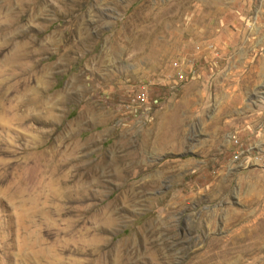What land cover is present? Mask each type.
Listing matches in <instances>:
<instances>
[{
  "label": "rangeland",
  "instance_id": "obj_1",
  "mask_svg": "<svg viewBox=\"0 0 264 264\" xmlns=\"http://www.w3.org/2000/svg\"><path fill=\"white\" fill-rule=\"evenodd\" d=\"M209 241L264 264V0H0V264Z\"/></svg>",
  "mask_w": 264,
  "mask_h": 264
},
{
  "label": "bare ground",
  "instance_id": "obj_2",
  "mask_svg": "<svg viewBox=\"0 0 264 264\" xmlns=\"http://www.w3.org/2000/svg\"><path fill=\"white\" fill-rule=\"evenodd\" d=\"M56 34V33H55ZM173 119V118H172ZM169 123V122H168ZM174 123V122H173ZM173 129V128H172ZM159 131V130H158ZM163 131H164V129H163ZM161 132V131H160ZM164 134V133H163ZM179 134V133H178ZM163 136V135H162ZM168 140V139H167ZM177 142V141H176ZM179 142V141H178ZM178 145V144H177ZM164 147V146H163ZM164 148H166V147H164ZM177 148V147H176ZM156 149V148H155ZM164 150V149H163ZM166 150H167V148H166ZM165 150V151H166ZM176 150V149H175ZM136 155V154H135ZM130 157V156H129ZM119 159V158H118ZM122 160H124V159H122ZM119 161V160H118ZM118 163V162H117ZM131 163V162H130ZM129 163V164H130ZM170 163V162H169ZM129 164H128V167H129ZM114 166V165H113ZM132 166V165H131ZM142 167V166H141ZM117 168V167H116ZM119 169V168H118ZM124 169H125V167H124ZM138 169V168H137ZM184 169V168H183ZM122 171H123V168L121 169ZM119 171L120 173H121V176H122V171ZM143 170V169H142ZM117 171V170H116ZM175 171V170H174ZM173 171V172H174ZM124 172H125V170H124ZM127 172V171H126ZM169 172V171H168ZM172 172V173H173ZM118 173V172H117ZM167 173V172H166ZM170 173H171V171H170ZM168 174V173H167ZM120 176V177H121ZM219 176V175H218ZM119 177V178H120ZM173 178H174V176H172ZM220 177V176H219ZM121 187V186H120ZM203 188V187H202ZM122 192V191H121ZM176 192V191H175ZM121 194V193H120ZM198 194V193H197ZM128 196V195H127ZM176 197V196H175ZM177 197H179V196H177ZM174 198V197H173ZM128 199V198H127ZM168 199V198H167ZM115 201V200H114ZM186 201V200H185ZM184 202V201H183ZM176 203V202H175ZM116 204H117V202H116ZM180 204V203H179ZM176 212V211H175ZM177 213V212H176ZM107 214V213H106ZM110 219V218H109ZM114 222V221H113ZM197 223V222H196ZM207 223V222H206ZM114 226V225H113ZM251 226V225H250ZM192 227V226H191ZM202 227V226H201ZM107 229H108V227H107ZM198 229V228H197ZM154 232V231H153ZM153 235H154V233H153ZM152 235V236H153ZM217 237V236H216ZM154 239V238H153ZM221 239V238H220ZM147 240V239H146ZM216 240V239H215ZM223 240V239H222ZM148 241V240H147ZM146 241V242H147ZM153 240H151V242H152ZM217 241V240H216ZM216 241H209L206 245H204V251L201 253L200 252V254H194V253H190V255L188 256V258L186 259V260H181L180 261V263L179 264H190V263H192V264H203L204 262H208L210 259H212L214 256H216L217 254H218V251L216 252L215 251V249L216 248H218V246L221 244V243H217ZM232 241V240H231ZM154 242V241H153ZM178 242V241H177ZM219 242V241H218ZM195 243V242H194ZM154 244V243H153ZM152 244V245H153ZM196 244V243H195ZM160 245V244H159ZM162 245V244H161ZM165 245V244H164ZM163 246V245H162ZM196 246V245H195ZM153 247V246H152ZM160 247V246H159ZM165 247V246H164ZM163 247V248H164ZM179 247V246H178ZM197 247V246H196ZM147 248V247H146ZM167 248V247H166ZM150 249V248H149ZM160 249V248H159ZM158 249V250H159ZM228 249V248H227ZM152 250V249H151ZM156 250H157V248H156ZM155 250V251H156ZM157 250V251H158ZM221 250V249H220ZM146 251H147V249H146ZM160 251V250H159ZM197 251H199V250H197ZM154 252V251H153ZM162 252V251H161ZM169 252V251H168ZM155 253V252H154ZM171 253V252H170ZM196 253V252H195ZM149 254V253H148ZM151 254V253H150ZM158 256H160L161 257V259L162 260H159L160 262L158 263V264H169V262H170V260L172 259H170V256L169 255H162V254H159V252L158 253H155L154 254V257H158ZM117 257V256H116ZM150 257H152V255L150 256ZM221 257H223V256H221ZM152 259V258H151ZM157 260L156 261H158V258H156ZM119 262V261H118ZM155 264V263H154ZM171 264V263H170Z\"/></svg>",
  "mask_w": 264,
  "mask_h": 264
},
{
  "label": "crops",
  "instance_id": "obj_3",
  "mask_svg": "<svg viewBox=\"0 0 264 264\" xmlns=\"http://www.w3.org/2000/svg\"><path fill=\"white\" fill-rule=\"evenodd\" d=\"M222 90V93L221 95H216V101H215V104L216 105H220V104H228L229 103V97H228V93L229 91H231V88L230 86L227 84L226 81H224L223 84H220V87ZM229 90V91H228ZM217 91V90H216ZM218 92V91H217ZM227 95V96H226ZM238 97V102L237 103H234V104H237L238 106H246L248 105L249 101H248V98H247V95H243L238 93L236 95ZM218 99V100H217Z\"/></svg>",
  "mask_w": 264,
  "mask_h": 264
},
{
  "label": "built area",
  "instance_id": "obj_4",
  "mask_svg": "<svg viewBox=\"0 0 264 264\" xmlns=\"http://www.w3.org/2000/svg\"><path fill=\"white\" fill-rule=\"evenodd\" d=\"M181 77H183V75H181Z\"/></svg>",
  "mask_w": 264,
  "mask_h": 264
}]
</instances>
